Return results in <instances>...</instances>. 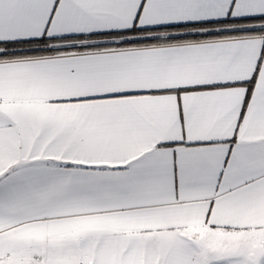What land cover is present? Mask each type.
I'll list each match as a JSON object with an SVG mask.
<instances>
[{"label":"snow or ice","instance_id":"1","mask_svg":"<svg viewBox=\"0 0 264 264\" xmlns=\"http://www.w3.org/2000/svg\"><path fill=\"white\" fill-rule=\"evenodd\" d=\"M0 264H264V0H0Z\"/></svg>","mask_w":264,"mask_h":264}]
</instances>
